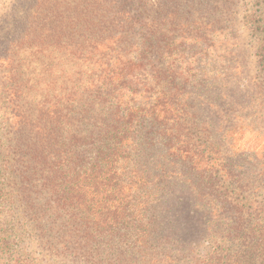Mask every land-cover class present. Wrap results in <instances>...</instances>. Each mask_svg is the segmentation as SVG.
Wrapping results in <instances>:
<instances>
[{
	"label": "rangeland",
	"instance_id": "374dc122",
	"mask_svg": "<svg viewBox=\"0 0 264 264\" xmlns=\"http://www.w3.org/2000/svg\"><path fill=\"white\" fill-rule=\"evenodd\" d=\"M178 8L179 26L169 35L174 43L164 60L151 63L157 77L151 79L148 65L132 80L138 103L163 96L178 103L167 115L166 141L159 130L153 150L133 154L125 222L74 236L65 212L50 216L46 207L45 214L43 193L36 201L45 214L40 227L26 221L30 234L19 244L33 264H233L239 250L230 235L234 206L244 209L264 197V0H182ZM52 51L20 65L17 93L0 100V114L14 110L22 123L39 122L46 112L49 126L69 114L72 71L63 49ZM172 66L181 70L182 91L158 75ZM8 125L0 124V140ZM15 210L24 214V204Z\"/></svg>",
	"mask_w": 264,
	"mask_h": 264
},
{
	"label": "trees",
	"instance_id": "16d2710c",
	"mask_svg": "<svg viewBox=\"0 0 264 264\" xmlns=\"http://www.w3.org/2000/svg\"><path fill=\"white\" fill-rule=\"evenodd\" d=\"M181 1L0 0V100L11 101L17 93L23 62L51 56L53 48L63 49L72 71L69 114L59 115L56 124L48 125L46 112L39 122L22 123L14 110L0 114V124L11 128L0 140V264H33L19 244L30 234L26 221L39 228L46 207L50 216L65 212L64 219L76 226L74 236L125 222L133 154L137 148L153 150L159 130L166 141L167 115L178 103L165 96L138 103L132 80L148 65L151 79L157 77L151 63L164 60L174 43L169 35L179 26ZM168 4L175 8L166 10ZM259 65L264 73L263 52ZM180 71L172 66L158 75L182 91ZM43 193L45 214L36 205ZM17 203L24 204V214H16ZM220 203L230 205V198ZM234 208L230 235L239 250L232 263L264 264V197Z\"/></svg>",
	"mask_w": 264,
	"mask_h": 264
}]
</instances>
